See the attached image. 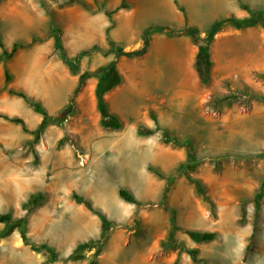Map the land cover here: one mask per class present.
Returning <instances> with one entry per match:
<instances>
[{
  "label": "rangeland",
  "instance_id": "rangeland-1",
  "mask_svg": "<svg viewBox=\"0 0 264 264\" xmlns=\"http://www.w3.org/2000/svg\"><path fill=\"white\" fill-rule=\"evenodd\" d=\"M199 1L186 0L183 9L204 27L212 21L209 2L217 10L227 6L226 0ZM245 1L264 17V0ZM171 2L0 0L6 48L37 38L9 59L2 58L0 47V114L22 117L31 131L41 122L42 115L22 97L7 92L12 87L40 100L51 116L38 136L0 117V216L9 215V221H0V264H89L92 259L98 264H264V99L249 95L264 94V34L262 67L249 65L244 76L212 78L208 84L180 73L174 59L177 52L186 53L184 46L171 53L155 42L148 56H121L123 80L105 95L119 128L102 125L96 76L75 91L79 73L114 58L108 43L100 44L107 42L101 21L111 26L106 11L113 12L111 37L131 51L143 46L136 42L144 32H162L147 30L150 26L175 27L184 13L178 7L173 11ZM262 19L255 25L264 33ZM56 37L76 61L75 70L60 58ZM146 68L153 74L159 69L160 77L140 74ZM224 96H231L230 103L220 100ZM139 126L154 132L140 135ZM126 174L143 186L125 180ZM187 175L201 182L203 193ZM120 188L137 203L124 201ZM37 194L44 198L26 210L23 204ZM98 212L111 224L101 251L71 258L80 243L100 238ZM188 230L213 237L196 240Z\"/></svg>",
  "mask_w": 264,
  "mask_h": 264
},
{
  "label": "trees",
  "instance_id": "trees-1",
  "mask_svg": "<svg viewBox=\"0 0 264 264\" xmlns=\"http://www.w3.org/2000/svg\"><path fill=\"white\" fill-rule=\"evenodd\" d=\"M241 6L243 9L248 11V13H249L248 18H244L242 20V19H238L234 15H230L228 17L222 18V19L214 22L212 24V26L209 28V30L206 32L205 35H200L198 30L195 27H191L190 29L187 30V33H189L192 36L193 44H195L197 46V53H196L195 58H194V65L193 66L195 68V71L197 72L199 81L202 84H208V83H210V81L212 79L213 60H212L211 52H210V44L214 40L216 34L222 29L223 25L226 23H230V24L235 25L238 28L253 26L257 22H259L262 18H264L263 13L251 10L250 7L245 5V4H242ZM179 8L183 11L185 22L187 23L188 18H187L186 12H184L183 7H179ZM106 13L110 17V22H111V26H109L107 28V31H106V35H107L106 39H107V43L109 45L108 51L114 53V58L112 60H110L109 62H107L103 65H100L95 70H92V71L85 70V71L79 73L78 83H77V86L75 88V91H80L82 89V87L85 85L87 79H89L90 77L96 76L98 80H97L96 87H95V96H96V100H97L98 109L102 115V125L106 128H119L121 126V121L118 119V117L116 115H114L113 113H111L109 111L108 103H107V100L105 98V95L107 94V92L112 90L115 86L120 84L121 81L123 80V75L120 72L118 65H117L118 59L121 56L139 57V56L144 55L149 48L150 31L144 32V35L142 38L143 39V46L141 48L134 49L131 51H125L120 45L117 44V42L110 35V29L114 24L113 19H111L113 12L112 11H106ZM154 29H157V30L162 31V32H166L170 35L175 34L168 27H164V26H156V27L150 26L147 30H154ZM36 39L37 38L33 37L30 40V42L16 41L13 43L12 48L10 50H8L5 46V44L3 43L2 39L0 38V47L2 48V53H1L2 58L3 59L11 58L19 49L28 47ZM54 44H55V47L58 48V50L60 51L59 52L60 58L71 69L75 70L76 61L72 60L71 58H69L67 56L66 52L59 45V38H57V37L55 38ZM97 48H98L97 45H94L92 47V49H97ZM87 52L88 51H83L80 54L82 55V54H85ZM5 77H6L7 81L10 80V73L7 69L5 70ZM7 92L10 95H16V96L22 97L36 112H38L42 115V119H41L39 126L36 128V130L31 131L27 127L25 120L20 116L10 117L8 115L0 114V117L4 118L6 120H10L12 122H15L17 124H20L24 132H33L35 134V136H38L48 126V124L51 120V116L48 113L45 106L43 105V103L40 100L29 96L24 91H18L12 87H8ZM242 94L248 95V93H246V92H243ZM249 95L253 98L264 99V94H249ZM231 99H232L231 96H224L220 100L222 102L230 103ZM137 132L140 135H149V134L153 133L154 130L152 128L139 126L137 129ZM163 135H164L163 139L165 142H169L171 140V137L169 136V133L167 132V130L163 129ZM263 156H264V154H263ZM150 170L155 172L159 177L165 178L167 181L171 180L170 177H166L163 173H161L156 168L150 167ZM187 178H189L195 184V186L199 192H201V193L204 192L203 186L199 180L194 179V178L190 177L189 175H187ZM118 193H119V196L124 201L131 202V203H137L136 199L133 197V195L126 188H120ZM43 198H44V196L42 194H37V195L31 196L23 204V207L26 210H29L31 206L39 204L40 200H42ZM76 199L79 201H82V198L79 196H76ZM85 204L88 208L92 209V205L90 204L89 201H85ZM97 214L99 215L101 222H102V229H101L100 238L97 240H89V241L80 243L75 248L73 253L70 255L71 258L79 257L80 252H82V254H83L84 252L89 251L93 248H97V251H101L102 245L106 241L107 233L110 230L111 224L104 214H102L100 212H98ZM0 221H2V222L9 221V215L0 216ZM170 221H171V226L174 227V217L173 216L171 217ZM187 232L192 237H194L196 240H201V241H205V240L211 239L213 237V234L209 233V232H196V231H192V230H188ZM22 238H23L24 242L26 244H28V239L24 233L22 234ZM42 248L45 249L47 254H52V255L54 254L53 250H51V248L49 246L43 245ZM189 252L191 253L193 259H196V250L191 249ZM89 264H98V262L96 259H92Z\"/></svg>",
  "mask_w": 264,
  "mask_h": 264
},
{
  "label": "crops",
  "instance_id": "crops-1",
  "mask_svg": "<svg viewBox=\"0 0 264 264\" xmlns=\"http://www.w3.org/2000/svg\"><path fill=\"white\" fill-rule=\"evenodd\" d=\"M169 1L173 2H171L173 5L170 3L172 5L173 11L176 7L179 8L186 5V3H184L186 0ZM192 2L194 5H200L199 0H192ZM226 2L227 6L223 7L221 10L216 9L217 6L215 7V3L213 1L209 2L210 6H212V9L208 11L209 13L207 14L210 16L209 18H211L212 21L208 27H204L199 22H196V20L193 19V13H191L189 9H187V23L185 22L184 14L179 12V17L175 19L174 22L175 27L171 28L175 34L170 35L165 32H152L150 35L149 48L143 56H148L155 42L159 43L158 45L166 49L167 52L169 50L171 53L174 51L177 52L176 49H180V47L184 46L186 53L184 54L182 51L177 52L174 59L175 63L177 62L178 69L179 71L181 70L180 73L187 71L196 75L198 78L197 72L193 66L194 58L197 53V46L193 44L192 36L187 33V30L191 27H197L199 34L205 35L214 22L228 17L229 14L231 15V13L234 14L238 19L247 17V11L241 7V4L243 3L247 6H250L248 2L245 0H226ZM220 12H224L226 16L220 17ZM199 14L202 16L201 13ZM101 22L103 24L102 27H104L106 38V31L109 21L103 22L102 20ZM111 31L112 28L110 29L112 36ZM263 34V27H259L257 25L238 28L230 23L224 24L222 29L216 34L214 40L210 44V52L213 60L212 78L218 79L231 76L241 77L247 74L249 65H252L255 68L262 67L263 61L261 58H259V56H262V52L260 51L263 45ZM140 42L143 43V39L138 40L136 43L138 44ZM100 44L106 45L107 42L104 41ZM249 55L252 57L251 60H249ZM178 59L180 60V63H178ZM142 71L140 74L145 73L146 75H154L153 78L155 77V79L160 77V72H158L159 69L157 68L155 70V74H153L154 70L152 69L146 68V70Z\"/></svg>",
  "mask_w": 264,
  "mask_h": 264
},
{
  "label": "bare ground",
  "instance_id": "bare-ground-1",
  "mask_svg": "<svg viewBox=\"0 0 264 264\" xmlns=\"http://www.w3.org/2000/svg\"><path fill=\"white\" fill-rule=\"evenodd\" d=\"M126 175H128V174H126ZM124 176V178H125V180H127V181H129L131 184H133L135 187H142L143 185H141V183H140V181H139V179H137V178H135L134 176H133V174H130V175H128L129 177H127V176ZM129 180H128V179ZM93 189V188H92ZM109 205H110V207L112 208V210H115L116 209V206H115V204H113V203H110V202H107ZM18 247V246H17Z\"/></svg>",
  "mask_w": 264,
  "mask_h": 264
}]
</instances>
